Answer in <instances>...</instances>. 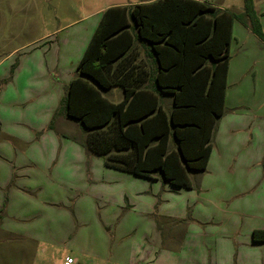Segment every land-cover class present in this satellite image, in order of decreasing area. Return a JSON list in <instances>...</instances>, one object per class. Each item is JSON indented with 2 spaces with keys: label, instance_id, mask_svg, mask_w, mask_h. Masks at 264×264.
Instances as JSON below:
<instances>
[{
  "label": "rangeland",
  "instance_id": "obj_1",
  "mask_svg": "<svg viewBox=\"0 0 264 264\" xmlns=\"http://www.w3.org/2000/svg\"><path fill=\"white\" fill-rule=\"evenodd\" d=\"M143 1L0 0V264H63L67 257L78 258L80 264H226L233 243L226 230L219 234L221 241L207 228H214L212 224L203 227L188 213H160L166 207L187 210L195 193L174 192L162 179L155 182L105 167L102 157L85 148L84 130L74 119L63 122L57 115L51 129L60 103L57 97L41 95L23 100L35 82L30 70L22 72L16 89L10 86L18 63L27 55L36 59L37 52L27 53L34 46L52 41V46H61L67 62L73 56L66 50L68 40L79 44L77 33L99 18V12ZM201 1L235 14L244 11V0ZM255 4L264 32V0ZM241 29L242 21L236 19L231 79L239 83V74L242 79L240 86L228 88L226 110L244 100L254 116L264 119V47L259 37L246 32L247 39ZM245 55L247 65L241 63ZM251 66L255 80L245 74ZM253 171L264 175V160ZM255 248L247 264L257 256L262 263L264 246Z\"/></svg>",
  "mask_w": 264,
  "mask_h": 264
},
{
  "label": "trees",
  "instance_id": "obj_2",
  "mask_svg": "<svg viewBox=\"0 0 264 264\" xmlns=\"http://www.w3.org/2000/svg\"><path fill=\"white\" fill-rule=\"evenodd\" d=\"M236 19L264 42L255 0H244L239 14L199 0L109 7L59 112L82 124L85 148L106 167L146 178L160 172L172 186L192 188L189 171L205 172L212 133L224 114ZM136 39L147 45L157 88L175 94L171 113L145 86L140 70L147 64L137 60ZM113 86L124 91L119 103L101 92ZM253 238L264 242V230Z\"/></svg>",
  "mask_w": 264,
  "mask_h": 264
},
{
  "label": "crops",
  "instance_id": "obj_3",
  "mask_svg": "<svg viewBox=\"0 0 264 264\" xmlns=\"http://www.w3.org/2000/svg\"><path fill=\"white\" fill-rule=\"evenodd\" d=\"M151 1L154 0H144L142 3ZM136 4L139 3H134V5ZM118 5L124 6L127 4H114L112 6ZM106 9L98 13L99 18L95 21H91L89 27L77 33L79 44H76V42L72 40V43L75 45H71L70 40H68L70 45L66 47V50L73 55L72 59L63 63L61 46L56 44L52 46V41H50V45H47L48 41H45L40 45L34 46L33 49L31 48V50L27 52L30 55L37 52L38 55L36 59H31L29 55H27L26 58H23V60L18 63V67L13 73L10 86H15L14 89H16V85L19 83L22 72L30 70V73L32 72L33 77H35V82L31 83L23 100L29 96L38 95L50 100L56 99L57 97L60 106L55 110L56 112L50 123L51 129L54 127L53 121L57 115L61 117L63 122L67 120L65 114L59 112L62 100L68 93L69 84L78 76L79 62L98 28ZM88 17L89 15H86L83 18L86 19ZM242 26L243 29H241V33L248 39V34L246 32L251 33L252 31L243 22ZM56 31L58 30L50 31L46 37L53 35ZM251 34L255 35L253 32ZM253 35H251L252 37L250 38H258L257 35H255V37ZM232 41L230 44V60L225 90V109L223 116L219 118L212 133L211 144L213 148L207 168L203 173L189 171L192 188L175 187L165 182L166 187L174 192L186 190L189 191L190 194L195 193L196 197L194 198H196V200L192 203H188L187 210L171 212V210H166V208H168L166 207L162 209L160 213L169 216L172 214V216L175 217H183L182 215L184 213H188L193 220H197L198 224L201 223L203 227L212 224L214 228H207L214 231L216 235L215 238L221 241H223V237L219 234L226 230V235L228 238L230 237V242L233 240L236 246L235 249L234 246H232L233 243L231 244L230 253H226V264H235L236 262H238V264H247L249 255L253 254L254 250H258L255 247L264 246V242H255L253 238V232L255 230H264V175L263 173L261 175L259 172L253 171V168L259 166L260 162L264 160V121H262L264 119H259L261 117L254 116L253 110H251L250 106H248L244 100L235 101L231 104L229 109L226 110V106H229L228 88L237 84L240 86L242 79L240 78L242 74L237 76L239 83L233 82L231 79ZM257 42L264 47V42L261 39ZM134 47L138 55L137 60L144 61L143 65H145V63L147 64V68L144 67V69L140 70L142 75L146 78L145 83L147 85L145 86H147L149 88L148 90L152 93L159 96L165 111L171 113L174 108L175 94L162 93L159 88H157L156 82L154 81L155 75L152 77L155 65L152 62V58L147 54V45L136 39ZM3 59L4 58L1 60ZM248 60V56L245 55L241 63L247 65ZM252 69L253 67L251 66L246 67L245 70V74L251 75L249 80L257 79V74H255ZM244 83L248 85V80L244 79ZM47 87H49V90H46ZM251 91L254 93L257 92V89L254 88ZM101 92L104 97L115 103L121 102L125 97L123 89L119 86H113L110 89L101 90ZM29 101H34V97ZM259 120L262 122H259ZM79 124L83 128L80 122ZM83 130L85 139L86 132L84 128ZM174 145V141L171 140L170 149L174 148ZM152 175L155 178L147 179L155 182L161 180L160 172H154ZM172 242L173 240L171 241V245L173 246ZM230 242H228V244H230ZM233 251L235 253H233ZM261 252L264 257V249H262ZM74 260V264H80L78 258H74ZM263 263L264 258L261 263L257 256V261L252 264Z\"/></svg>",
  "mask_w": 264,
  "mask_h": 264
},
{
  "label": "built area",
  "instance_id": "obj_4",
  "mask_svg": "<svg viewBox=\"0 0 264 264\" xmlns=\"http://www.w3.org/2000/svg\"><path fill=\"white\" fill-rule=\"evenodd\" d=\"M75 260L71 257H67L63 264H74Z\"/></svg>",
  "mask_w": 264,
  "mask_h": 264
}]
</instances>
